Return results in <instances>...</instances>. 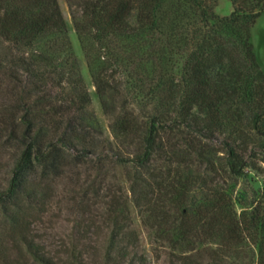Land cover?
Segmentation results:
<instances>
[{"label":"rangeland","instance_id":"rangeland-1","mask_svg":"<svg viewBox=\"0 0 264 264\" xmlns=\"http://www.w3.org/2000/svg\"><path fill=\"white\" fill-rule=\"evenodd\" d=\"M108 1L57 0L66 38L48 34L24 44L0 37V118L8 119L7 129L0 131V184H7L24 146L21 117L27 115L33 126L37 114L48 120L50 103L75 99L79 84L90 100L77 115L95 145L82 149L74 142L76 150L70 154L82 161L61 167L62 173L52 177L48 201L39 206L45 211L31 224L47 249L55 252L62 241H74L85 218L79 214L83 205L95 213L94 223L100 226L97 236L90 229L88 242L105 240L101 214L115 196L125 205L145 264H256L264 256V14L249 37L258 71L250 70L246 59L243 81L231 84L226 68H215L210 73L213 86L218 89L224 79L218 111L211 116L193 107L190 120L182 122L188 64L202 48L228 47L231 36L221 30L222 42L215 43L214 32H194L201 23L186 0L166 1L180 4L176 32L170 29L171 20L157 28L140 27L135 10L127 18L130 32H100L86 4ZM232 10L230 0H215L217 15L229 16ZM95 75L105 88L101 97ZM40 95L46 100L36 105ZM13 113L18 142L10 135ZM126 115L135 126L125 136L116 124ZM148 129H156L158 139L144 167L134 160L143 151L142 136ZM84 149L87 155L81 154ZM93 151L96 156L89 154ZM140 190L149 201L141 211L134 205ZM215 202L222 207L216 209ZM236 220L244 234L232 237L230 225ZM105 224L111 227L109 221ZM183 227L194 233H182ZM78 240L80 248L83 241ZM88 262L97 264L100 258ZM26 263L33 264L30 259Z\"/></svg>","mask_w":264,"mask_h":264},{"label":"trees","instance_id":"trees-1","mask_svg":"<svg viewBox=\"0 0 264 264\" xmlns=\"http://www.w3.org/2000/svg\"><path fill=\"white\" fill-rule=\"evenodd\" d=\"M167 0H110L106 4L96 5L87 3L89 16L96 23L100 32H130L131 27L127 22L133 10H135L137 22L142 28H157L160 24L171 23V31L178 29L177 15L179 3L166 2ZM189 7L197 13L201 23L194 32H214L212 40L221 43L218 32L224 30L231 37L227 40L230 44L225 48L213 50L200 49L195 53V58L189 65V72L185 84V94L181 101L180 114L182 122L190 120L193 107H198L208 115H215L221 103V86L217 89L213 86L210 73L217 69L226 68V79L231 84L243 81L246 73L244 61L247 59L249 68L258 71L252 45L249 42L250 28L257 18L264 14V0H230L233 10L229 16H219L214 11L215 0H186ZM76 26V24H75ZM78 32L79 26H76ZM65 23L57 0H0V37L15 43L29 44L37 41L41 36L59 34L65 36ZM82 39L83 41V37ZM226 41V42H227ZM232 43V44H231ZM69 47L66 46V50ZM69 53V52H67ZM42 55V54H41ZM70 71L75 67L71 64ZM218 74V73H217ZM222 77V76H221ZM94 86L98 96H102L105 88L101 78L94 76ZM75 99L64 98L53 100L51 114L45 120L43 115L37 114L36 126L28 120L27 115L20 119L19 128L21 143L24 145L21 155L15 160L11 170V177L5 186L0 184V264H27L30 259L33 264H89L88 259L100 258L97 264H145L141 254L137 252V234L129 228L130 221L124 204H118L115 196H112L109 206L101 214L104 225L107 228L105 240L101 243L91 241L90 234L98 235L97 226L94 223L95 213L88 206L83 205L79 211L85 215L80 227L77 225L74 241H62L61 249L52 252L47 249L43 238L36 233L31 226L34 219H41L45 210L39 206L44 205L49 198L52 177L62 173L61 167L81 162L79 156L70 154L75 151L74 142L94 147L95 137L84 128L82 112L90 98L87 91L79 85ZM42 86H38V92H43ZM236 89L232 90V94ZM15 95V93H13ZM45 95L36 97V105L45 101ZM18 101V99L16 100ZM7 118H0V131L7 129ZM10 135L18 142V117L15 113L9 117ZM47 123V127L44 124ZM133 119L126 115L116 124V129L123 135H129L134 130ZM167 133L166 127L163 129ZM144 148L140 156L134 161L139 166H144L152 160L154 145L158 139L156 129H148L143 132ZM81 154L87 155L84 150ZM89 154H97L89 152ZM232 155V151L229 150ZM71 159V160H70ZM230 164V169H233ZM50 187V188H49ZM144 191L140 190L138 197L134 199V205L141 210L146 209ZM217 202H215L216 204ZM217 208L222 207L217 203ZM153 207H151V211ZM109 221L111 227L105 223ZM126 222H129V224ZM145 223V222H144ZM96 226V227H95ZM80 228V229H78ZM230 232L238 237L244 234L239 221L231 222ZM80 230V231H79ZM182 233H194L190 227H183ZM200 235V234H199ZM82 239L83 243L80 244ZM85 240H87L85 242ZM11 258V259H9ZM10 260V261H9ZM256 264H264V256L260 254Z\"/></svg>","mask_w":264,"mask_h":264}]
</instances>
